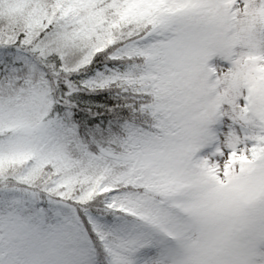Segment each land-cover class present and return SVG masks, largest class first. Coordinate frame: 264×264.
<instances>
[{
  "label": "snow or ice",
  "instance_id": "1",
  "mask_svg": "<svg viewBox=\"0 0 264 264\" xmlns=\"http://www.w3.org/2000/svg\"><path fill=\"white\" fill-rule=\"evenodd\" d=\"M0 264H264V0H0Z\"/></svg>",
  "mask_w": 264,
  "mask_h": 264
}]
</instances>
